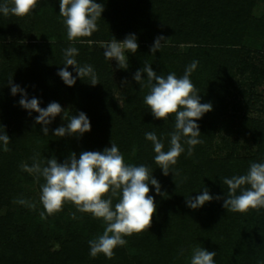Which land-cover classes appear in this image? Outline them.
<instances>
[{"label": "rangeland", "instance_id": "1", "mask_svg": "<svg viewBox=\"0 0 264 264\" xmlns=\"http://www.w3.org/2000/svg\"><path fill=\"white\" fill-rule=\"evenodd\" d=\"M59 2L60 0H38L31 14L23 17L22 26L20 21H17V16H5L0 13V45L9 50L0 55V67H8L11 56L18 54V49L22 50V59L18 62L19 69L13 66L15 69L12 74L15 77V73L18 75L20 72V77L12 80V83L24 89L29 99L37 98L41 108H46L51 102H57L64 107L67 115L71 116L81 112L80 105L85 108L87 106L83 111L91 124V130L82 136L77 134L55 137L54 130L60 126L66 127L69 122L61 113L47 126L49 132L44 136V126L35 123L39 114L33 111L32 126L21 127V130L9 136L10 151H4L3 142L0 141V152L6 153L0 156V193L5 204L4 211L0 213L11 212L14 221H18L19 216H30L28 221L22 220L26 223L21 225L25 234L29 233L30 228L48 231L50 236L53 231L54 235L61 233L59 228H64L66 218L72 219L68 215L75 206L65 203L62 211L48 215L40 201L44 178L40 177L37 181L35 174L22 170L21 165L27 164L31 167L34 163L33 157L37 154L42 165L47 166V160L53 157L58 163H63L73 152L78 155L83 151L102 152L106 147L110 148L111 143L115 144L116 136L121 142L130 137L128 140L131 141L132 148L137 150L138 140L135 139V132L145 125L147 118L144 113L150 109L144 103V98L149 94L150 88L147 73H142L143 86L134 80V74L148 64L158 75L167 71L168 74L183 76L180 71L186 69L181 59L168 58L171 50H175L182 59L188 54L191 57L190 63L198 62L190 80L195 85L201 102L212 105V111L208 112L207 117L201 118L198 123L196 121L197 124L204 123L203 126L213 135L211 158L227 160L228 156L232 155L236 160L258 157L264 159V0H255L252 8L254 27L246 30L241 35L242 39L217 38L216 31L207 35V32L212 30L211 25L198 26L197 22H193L195 25L190 26V29L196 30V35L200 33V39L197 40L195 36L190 42L178 36L180 26L172 22L155 23L156 20L152 18L154 21L148 22L150 31L136 29L130 23L137 11L143 8L138 0H96L104 5V11L97 20L98 30L89 37L70 41L67 38L64 18L59 15ZM169 2L178 8L181 0ZM4 3L5 0H0V5ZM8 3L11 7V0H8ZM146 14L152 15L151 11ZM10 16L15 18L13 22L16 24V30H13L9 21L12 20ZM209 24L214 26L212 22ZM129 34H135L139 48L135 54L125 53L128 59L127 69L118 68L117 61L113 59L109 60V70L104 72V77H101L103 73L97 75L99 83L95 86L87 79L83 90L63 93L52 85V80L57 78L63 83L53 66L61 53L59 54V49L54 46L53 48L52 45L69 43L73 47L87 44L91 52L94 46L105 48V44L110 43L113 38L123 41ZM161 35L168 38L162 41L164 48L152 54L151 46L156 37ZM34 45L37 49H32ZM41 46L43 47L40 49ZM191 49L194 50L191 52ZM74 59L78 60L76 56ZM24 64H27V72L23 74ZM49 64H52V67ZM125 80L127 83H123ZM8 82L9 80L5 85L11 90ZM38 85L42 86V89L36 93V89L32 88ZM17 95L21 97L20 93ZM133 117L139 118V127L137 124L134 127L131 121ZM173 118L175 119V116ZM162 121L164 120H159ZM94 124L109 131L107 135L110 143L105 148L102 144L95 147L89 141L94 135H100L101 129L93 126ZM120 153L123 155V151ZM21 198L35 203V209L15 202ZM41 212H45L44 219L40 216ZM87 215L88 213H83L84 217ZM21 240V234H10L9 241H12L14 246L19 245ZM51 245L54 250L60 248V244L54 240Z\"/></svg>", "mask_w": 264, "mask_h": 264}, {"label": "trees", "instance_id": "2", "mask_svg": "<svg viewBox=\"0 0 264 264\" xmlns=\"http://www.w3.org/2000/svg\"><path fill=\"white\" fill-rule=\"evenodd\" d=\"M169 1L138 0L143 10L137 11L130 24L136 29L150 31L149 21L172 22L180 26L178 36L189 42L193 41L195 36L197 40L200 39V33L196 35L197 31L190 29V26L195 25L193 22H197L198 26L211 25L212 30L208 31L207 35L216 31L218 35L216 37L222 39H242L241 35L254 27L252 8L255 0H181L178 8ZM150 11L152 15L148 16L146 12ZM10 19H12L9 21L13 25V30H16V24L13 22L15 18L10 16ZM17 21H20L22 26L24 18L17 17ZM210 22L214 26L209 24ZM124 27L126 28L125 25ZM53 46L59 49V54L61 53L53 65L58 72L64 67L65 50L72 46L69 43ZM73 47L78 50L76 57L79 66L91 65L97 75L103 73L101 77H104V72L109 70V60L104 56L105 48L94 46V50L90 52L91 49L87 44ZM33 48L35 45L32 46ZM20 50L18 49V54L11 56L8 67H0V134L8 136L21 130V127L32 126L33 123L31 118L33 112L29 115L28 110L19 105L21 97L17 95L18 93L13 96L11 90L5 85L7 80L20 77V72L18 75L15 73V77L12 76L15 69L13 66L19 69L18 62L22 59V50ZM193 50L191 49V52ZM2 52L6 53L9 50L0 45V55H4ZM168 58L181 59L185 69L191 65V57L188 54L182 59L175 50H171ZM49 65L52 67V64ZM26 66L27 64H24V69L22 68L23 74L27 72ZM68 71L77 77L76 83L69 87L62 83L60 78L53 79L52 85L55 89L63 93L83 90L88 78H79L73 66H68ZM184 72L180 71V74L183 75ZM162 74L167 76L168 72L165 71ZM32 89H36L38 93L42 86L38 85ZM86 108L80 105L79 110L82 112ZM150 112L147 110L144 113L147 118L145 125L135 132V139L138 140L137 150L132 148V143L128 140L130 137L121 142L116 136L117 140L115 139L114 142L117 147H121L119 151H123L126 164L147 166L152 176L161 185V193L164 195H157L155 187L149 184L151 189L149 194L154 197L157 205L151 228L140 234L125 236L126 245L116 247L111 259L102 253L92 257L89 241L102 235L106 227L101 219H96L89 213L84 217L83 213L74 207L68 217L72 218V214L75 213L76 219L66 218L64 228H59L61 233L54 235L53 231L50 236L48 231L30 228L29 233L25 234L21 225L26 223L22 220L28 221L30 216L28 218L24 216L25 219L19 216L20 219L14 221L12 213L7 211L4 214L0 213V264H191L192 250L197 246L216 252L214 264H264V208L250 210L247 213L223 209L224 199L227 198L228 193V187L223 183V179L245 175L251 163H264V159L258 157L236 160L232 155L228 156L227 160L212 159L210 151L213 135L203 126L204 123H201L198 124L201 132L198 139L203 140V143L194 146L193 153L189 156L188 145L184 143L187 138L182 137L181 144L185 151L179 156L177 163L170 167L169 174L165 176L162 169L155 163L154 145L146 139L145 133L155 132L164 144V151H168L170 133L175 131V119L174 116H169L166 121L159 122V119L154 118ZM207 114L208 112L202 116V119L206 118ZM71 116L69 114L68 117ZM138 120V117L131 118L134 127L136 124L140 126ZM200 120H197V123ZM96 127L101 129L100 135H94L89 141L93 146L102 144L101 146L105 148L110 143L107 135L109 131L98 125ZM1 154L6 153L3 151L0 152V156ZM76 155L78 159L79 155ZM204 188H207L213 197L220 196L222 199H214L198 209L189 208L186 198H195L202 194ZM239 193L238 189L237 195ZM118 199V197L113 198V206ZM3 200L4 197L0 193V212L4 211ZM11 233L21 234L22 240L19 245L14 246L12 241H9ZM51 240L60 244L59 250H54Z\"/></svg>", "mask_w": 264, "mask_h": 264}, {"label": "clouds", "instance_id": "3", "mask_svg": "<svg viewBox=\"0 0 264 264\" xmlns=\"http://www.w3.org/2000/svg\"><path fill=\"white\" fill-rule=\"evenodd\" d=\"M37 3L38 0H11L10 7L8 0H5V3L0 5V13L5 16L11 13L17 17H25L31 14ZM103 11L104 5L97 3L96 0H60L59 15L64 18L68 40L75 41L91 36L98 30L97 20ZM167 39L162 35L156 37L150 49L151 53L155 54L162 47V41ZM104 47L106 59H115L118 68L127 69L128 59L125 53L135 54L139 45L135 34H129L123 41L113 38ZM77 54V48H67L64 67L57 74L71 87L77 78L68 71V66H73L79 78L87 77L92 86L97 85L98 76L93 67L79 66L74 59ZM197 63L193 61L179 78L175 73H169L166 77L158 75L148 64L138 70L133 77L143 86L142 73H147L150 92L145 96L144 103L150 108L154 118L166 121L169 116H175V131L170 133L168 151H164V144L155 132L145 133L146 139L154 145L155 163L165 176L185 151L181 144L182 137L187 138L184 143L188 145L189 156L192 155L194 146L203 143V140L198 139L201 132L196 121L205 113L212 111V105L201 103L200 95L190 80ZM8 83L13 96L21 94L19 105L28 110L29 115L33 111L39 114L35 118V123L44 126L42 128L44 136L49 132L47 126L61 113L69 122L66 127L60 126L54 130L55 137L77 134L82 136L91 130L90 121L85 113L80 112L69 118L67 111L57 102H51L46 108H41L40 101L35 97L29 99L24 89L12 83V78ZM0 141L3 142V150L10 151L8 148L10 137L7 134H0ZM37 157L38 154L33 157L34 163L31 167L27 164L21 167L22 170L35 174L37 181L40 177L44 178L40 201L48 215L62 211L65 203H72L80 213H89L94 218L101 219L106 225L102 235L89 241L92 257L102 253L111 259L116 247L126 245L127 241L123 237L140 234L151 228L157 205L154 197L149 194L151 191L149 184L155 187L157 195H164L161 193V185L147 166L126 164L116 144L111 143V147H106L103 152L83 151L78 159L75 152L70 153L63 163H58L53 157L47 160V166H43ZM223 183L228 187L227 198L223 203L225 209L247 213L250 210L264 208V163H251L247 174L224 178ZM238 189L240 193L237 195ZM115 197L119 199L113 206ZM214 199L220 200L222 197H213L208 189L204 188L202 194L195 198H186V204L191 209H198ZM15 202L32 209L36 207L35 203L22 198ZM45 212L40 213L42 219L45 218ZM72 218L76 219L75 213L72 214ZM215 255V251L197 246L192 250L191 264H214Z\"/></svg>", "mask_w": 264, "mask_h": 264}]
</instances>
